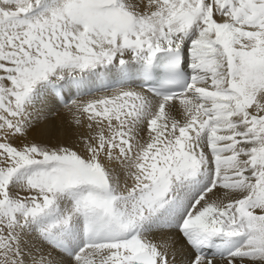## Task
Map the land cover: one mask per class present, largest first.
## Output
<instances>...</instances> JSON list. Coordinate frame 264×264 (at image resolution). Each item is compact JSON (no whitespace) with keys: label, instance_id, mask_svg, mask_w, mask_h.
Listing matches in <instances>:
<instances>
[{"label":"snow or ice","instance_id":"6c2138e0","mask_svg":"<svg viewBox=\"0 0 264 264\" xmlns=\"http://www.w3.org/2000/svg\"><path fill=\"white\" fill-rule=\"evenodd\" d=\"M178 255L264 264V0H0V264Z\"/></svg>","mask_w":264,"mask_h":264},{"label":"bare ground","instance_id":"6f19581e","mask_svg":"<svg viewBox=\"0 0 264 264\" xmlns=\"http://www.w3.org/2000/svg\"><path fill=\"white\" fill-rule=\"evenodd\" d=\"M56 112L59 113V115H56V122H57V124L58 125H61L62 126V129L63 128H66L67 127V122H70L71 117L66 112V110L63 109L62 106L58 107L56 109ZM64 117H67V122L63 119ZM60 134L63 137V134H64L63 133V130L61 131ZM29 139H35L37 141H40L42 138L40 136H38L37 133L34 131V132L30 133ZM187 259H188V257L187 256H184V255H178L177 256L178 264H181V262L186 261ZM216 264H219V262L217 261Z\"/></svg>","mask_w":264,"mask_h":264}]
</instances>
